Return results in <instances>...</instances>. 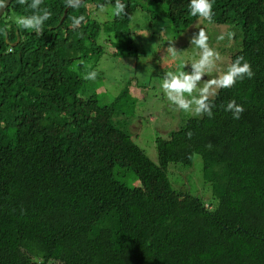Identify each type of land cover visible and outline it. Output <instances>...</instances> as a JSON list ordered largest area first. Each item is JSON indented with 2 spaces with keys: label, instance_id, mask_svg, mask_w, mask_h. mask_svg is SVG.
<instances>
[{
  "label": "trees",
  "instance_id": "1",
  "mask_svg": "<svg viewBox=\"0 0 264 264\" xmlns=\"http://www.w3.org/2000/svg\"><path fill=\"white\" fill-rule=\"evenodd\" d=\"M143 1L121 0L125 15L100 22L94 13L115 0H42L52 13L42 34L18 27L31 10L17 0L0 18V264H264V0H210L212 24L241 36L230 64L243 56L254 76L218 89L211 118L157 137V162L121 130L115 103L78 94L71 69L102 57L101 31L115 54L132 56L129 22L148 3L166 7L177 35L200 19L190 0ZM231 100L245 108L239 120L225 111ZM195 155L216 204L172 188L166 167ZM117 168L139 186L119 181ZM182 198L198 205L195 219L171 220Z\"/></svg>",
  "mask_w": 264,
  "mask_h": 264
},
{
  "label": "rangeland",
  "instance_id": "2",
  "mask_svg": "<svg viewBox=\"0 0 264 264\" xmlns=\"http://www.w3.org/2000/svg\"><path fill=\"white\" fill-rule=\"evenodd\" d=\"M142 4L145 7L146 2L142 0ZM146 8L147 12L136 10L129 22V29L136 46V52L132 56L121 58L115 54L118 49L116 45L110 44L114 41L113 37L107 38L104 31H101L99 41L104 47L102 57L96 61L94 57H90V60L87 59L81 65L75 62L71 69L83 80L78 94L83 98L94 97L100 105L115 103L113 105L121 130H129L134 143L143 149L150 160L157 162L155 139L166 138L165 136L182 125L185 119L200 116L192 110L185 112L178 109L167 99L161 87L162 82L168 78L167 73L193 74L192 65L202 54V50L193 41L198 37L199 30L203 28L208 36L209 47L219 53L220 59L214 57L217 68H213L197 82V91L193 96L198 97V90L208 80L218 78L227 71L230 66L229 57L238 49L240 44L237 37L241 36L237 28L217 26L201 19L194 22L185 32L177 35L165 17V6L148 3ZM112 14L113 7L108 6L103 10L98 9L94 16L98 21L103 22L109 20ZM152 15H158L159 18L149 26ZM228 32L234 33L231 39ZM220 36L224 38L218 39ZM240 40L241 38L239 42ZM90 71L98 73L95 81L84 79V75ZM128 82L130 85H126ZM213 91L217 90L210 89L209 98L213 96ZM124 93L129 96L125 98L122 96ZM186 98L191 99V97ZM194 107L195 105H192L193 109ZM166 168L174 190L189 193L204 202L206 206L216 204L210 184L203 179L200 156H194L191 166L168 165ZM115 173L116 178L127 186H139V180L132 171L117 168ZM197 207L195 202L182 198L177 202L171 220L181 222L195 219ZM165 247L169 245L164 243L163 248ZM165 251H170V248Z\"/></svg>",
  "mask_w": 264,
  "mask_h": 264
},
{
  "label": "clouds",
  "instance_id": "3",
  "mask_svg": "<svg viewBox=\"0 0 264 264\" xmlns=\"http://www.w3.org/2000/svg\"><path fill=\"white\" fill-rule=\"evenodd\" d=\"M19 5H26L31 10L30 15L18 16L16 23L18 27L24 30L34 31L38 34L43 33L44 23L48 21L52 13L47 8H41L42 0H17ZM66 6L72 8H78L81 6V0H66ZM127 5L122 3L121 0H115L113 6V15L120 17L125 15V9ZM5 0H0V9H5ZM103 10L104 5H100ZM213 5L210 0H190L189 9L192 16H198L202 21H207L209 24L213 22ZM85 20L83 15L79 17H73L72 27L77 28L82 21ZM6 35V31L4 33ZM229 38L234 35L232 32H228ZM224 37L220 36L218 39L222 40ZM199 49L202 50V54L196 63L192 65L193 74L186 75L180 72L179 75H173L171 72L167 73V77L162 82V89L167 99L178 109L185 112L190 110L194 111L196 115H207L209 118L213 116L212 108L214 105L209 102L210 89H227L232 87L238 80L243 81L245 78L251 79L254 76V72L251 66L244 61L243 56H238L234 62L230 64L227 71L221 74L218 78L208 80L202 88H200L199 96H193V93L197 91V82L201 80V77L206 73H210L213 68H217L214 64V57L220 59V55L214 52L208 44V36L203 28L199 30L198 37L193 41ZM175 55V53L173 52ZM243 62V63H242ZM98 73L96 71H90L84 75V79L87 81H95ZM216 92L213 91L212 95ZM186 97H191L187 99ZM192 105H195L194 109ZM225 111L232 113V118L239 120L245 108L242 105H238L235 100L228 102ZM191 138V133H187Z\"/></svg>",
  "mask_w": 264,
  "mask_h": 264
},
{
  "label": "water",
  "instance_id": "4",
  "mask_svg": "<svg viewBox=\"0 0 264 264\" xmlns=\"http://www.w3.org/2000/svg\"><path fill=\"white\" fill-rule=\"evenodd\" d=\"M11 1L12 0H5L6 8L5 9H0V18L3 15V13L5 12V10L7 9V7L10 5Z\"/></svg>",
  "mask_w": 264,
  "mask_h": 264
},
{
  "label": "flooded vegetation",
  "instance_id": "5",
  "mask_svg": "<svg viewBox=\"0 0 264 264\" xmlns=\"http://www.w3.org/2000/svg\"><path fill=\"white\" fill-rule=\"evenodd\" d=\"M8 8H9V6L7 7V9H8ZM7 9H6V10H7ZM6 10H5V11H6ZM4 13H5V12H4ZM4 13H3V14H4ZM1 17H2V16H1Z\"/></svg>",
  "mask_w": 264,
  "mask_h": 264
}]
</instances>
